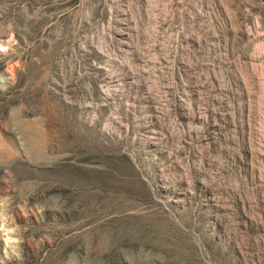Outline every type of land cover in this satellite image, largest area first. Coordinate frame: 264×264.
<instances>
[{"label": "rangeland", "instance_id": "374dc122", "mask_svg": "<svg viewBox=\"0 0 264 264\" xmlns=\"http://www.w3.org/2000/svg\"><path fill=\"white\" fill-rule=\"evenodd\" d=\"M0 264H264V0H0Z\"/></svg>", "mask_w": 264, "mask_h": 264}, {"label": "bare ground", "instance_id": "6f19581e", "mask_svg": "<svg viewBox=\"0 0 264 264\" xmlns=\"http://www.w3.org/2000/svg\"><path fill=\"white\" fill-rule=\"evenodd\" d=\"M2 49V45H0V50Z\"/></svg>", "mask_w": 264, "mask_h": 264}]
</instances>
